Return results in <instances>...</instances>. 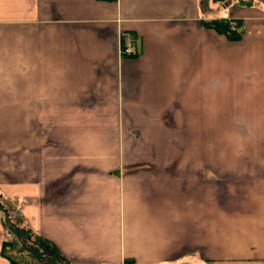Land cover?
I'll list each match as a JSON object with an SVG mask.
<instances>
[{
  "label": "crops",
  "instance_id": "crops-1",
  "mask_svg": "<svg viewBox=\"0 0 264 264\" xmlns=\"http://www.w3.org/2000/svg\"><path fill=\"white\" fill-rule=\"evenodd\" d=\"M250 1L0 0V196L68 264H264ZM217 17L241 19L240 39L200 22ZM7 237L0 209V264Z\"/></svg>",
  "mask_w": 264,
  "mask_h": 264
},
{
  "label": "trees",
  "instance_id": "trees-1",
  "mask_svg": "<svg viewBox=\"0 0 264 264\" xmlns=\"http://www.w3.org/2000/svg\"><path fill=\"white\" fill-rule=\"evenodd\" d=\"M235 2L251 3L250 0H235ZM200 22L202 26L211 28L232 41L240 39L243 32L241 19L217 17L202 19ZM231 23H234V27L239 30L233 29ZM121 47H123L122 41ZM121 55L135 56L134 53L123 52ZM0 209L2 211V223L8 234L7 239L2 243L1 254L11 264H68L66 258L52 241L33 232L24 224L16 210L15 202L0 196ZM11 211H16L15 215H12Z\"/></svg>",
  "mask_w": 264,
  "mask_h": 264
},
{
  "label": "rangeland",
  "instance_id": "rangeland-1",
  "mask_svg": "<svg viewBox=\"0 0 264 264\" xmlns=\"http://www.w3.org/2000/svg\"><path fill=\"white\" fill-rule=\"evenodd\" d=\"M222 2H224V1H222ZM222 2H220L219 4H222ZM229 3H230V0H226L223 4L225 5V7H227L229 5ZM54 114L60 115V106H50V121H49V124H50L49 134H50V136L53 135L54 129H60V127L54 128V126L56 125V120H57L55 117L51 118V116Z\"/></svg>",
  "mask_w": 264,
  "mask_h": 264
},
{
  "label": "built area",
  "instance_id": "built-area-1",
  "mask_svg": "<svg viewBox=\"0 0 264 264\" xmlns=\"http://www.w3.org/2000/svg\"><path fill=\"white\" fill-rule=\"evenodd\" d=\"M125 46L123 48L124 52H132L133 51V43H134V38L131 35H127L125 38Z\"/></svg>",
  "mask_w": 264,
  "mask_h": 264
}]
</instances>
